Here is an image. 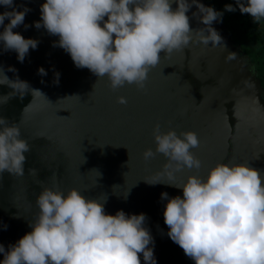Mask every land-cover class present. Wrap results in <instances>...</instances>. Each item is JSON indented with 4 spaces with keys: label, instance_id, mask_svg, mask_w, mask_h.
<instances>
[{
    "label": "water",
    "instance_id": "95a60500",
    "mask_svg": "<svg viewBox=\"0 0 264 264\" xmlns=\"http://www.w3.org/2000/svg\"><path fill=\"white\" fill-rule=\"evenodd\" d=\"M262 92L203 0H0V264H264Z\"/></svg>",
    "mask_w": 264,
    "mask_h": 264
},
{
    "label": "trees",
    "instance_id": "16d2710c",
    "mask_svg": "<svg viewBox=\"0 0 264 264\" xmlns=\"http://www.w3.org/2000/svg\"><path fill=\"white\" fill-rule=\"evenodd\" d=\"M244 5V6H243ZM249 4L245 6L240 5L242 10L241 13L237 11L239 8V3L234 5V10L231 11L232 14L228 15L227 23H230L233 29L236 31V37L231 36L234 44L239 46V50L244 52L249 58L253 69L255 70L256 77L259 79L260 85L263 89L261 98L264 101V32H262V24H260L259 18L253 17L249 13ZM226 27L227 33H230L229 26L223 22ZM230 35V34H229ZM246 45V51L241 50V45ZM255 64L258 65L255 68Z\"/></svg>",
    "mask_w": 264,
    "mask_h": 264
},
{
    "label": "rangeland",
    "instance_id": "374dc122",
    "mask_svg": "<svg viewBox=\"0 0 264 264\" xmlns=\"http://www.w3.org/2000/svg\"><path fill=\"white\" fill-rule=\"evenodd\" d=\"M207 5L212 9V11L214 12L215 16L222 22L226 23L229 26V30H230V34L229 36H233L238 38L236 35V31L232 28L233 26L230 23H227V19H228V15H231L232 12L234 10V5L235 3L238 4L239 3V8L237 9V11H239V13L242 12L240 5L244 4L245 2V6H247L248 4L249 6V13L256 18H259V20L261 21L260 24H262V32H264V0H207ZM244 6V5H243ZM246 45H241L240 48L241 50H245L246 51ZM258 65L255 64V68H257Z\"/></svg>",
    "mask_w": 264,
    "mask_h": 264
},
{
    "label": "flooded vegetation",
    "instance_id": "af4514ba",
    "mask_svg": "<svg viewBox=\"0 0 264 264\" xmlns=\"http://www.w3.org/2000/svg\"><path fill=\"white\" fill-rule=\"evenodd\" d=\"M203 1H205L206 3H208L207 0H203ZM240 52H241V51H240ZM241 53H244V52H241Z\"/></svg>",
    "mask_w": 264,
    "mask_h": 264
}]
</instances>
